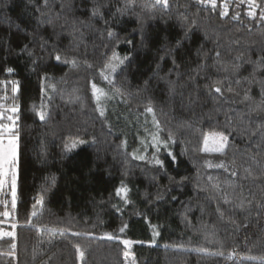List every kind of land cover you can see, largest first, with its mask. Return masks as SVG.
I'll return each mask as SVG.
<instances>
[{
	"label": "trees",
	"instance_id": "16d2710c",
	"mask_svg": "<svg viewBox=\"0 0 264 264\" xmlns=\"http://www.w3.org/2000/svg\"><path fill=\"white\" fill-rule=\"evenodd\" d=\"M222 12L0 0V124L13 116L19 137L16 209L0 204L16 236L0 237V264H264V5ZM111 66L115 87L101 76ZM92 84L112 97L103 116ZM212 132L228 136L223 154L201 151Z\"/></svg>",
	"mask_w": 264,
	"mask_h": 264
},
{
	"label": "snow or ice",
	"instance_id": "6c2138e0",
	"mask_svg": "<svg viewBox=\"0 0 264 264\" xmlns=\"http://www.w3.org/2000/svg\"><path fill=\"white\" fill-rule=\"evenodd\" d=\"M197 3L199 4H206V5H210L213 9L216 8L217 6V0H196ZM245 0H240V3H244ZM47 3V0H45V4ZM248 3V7L249 9H254L255 7H257L258 5L256 4V0H247ZM154 6H161L163 9L167 10L169 8V0H154ZM227 8H228V4L227 2L224 3V11L221 13L222 16H226L227 13ZM127 10V6L124 9H118V11H126ZM99 15V11L98 9H94L92 11V16L95 17ZM248 15L250 17H255L256 13L255 11H249ZM233 19H238V16H234ZM260 19L262 21H264V12L261 13L260 15ZM193 26H195V22L193 21ZM109 35H112L111 33H109ZM217 55H219V53H217ZM57 61L60 60V57L57 56L56 57ZM113 59L117 60L119 62V64H123L124 60L120 59L115 53H113ZM125 59H127V57H125ZM73 64H75V62L73 61ZM89 67H91V65H89ZM7 71L9 73L12 72V69L9 68L7 69ZM116 72V66H111L110 70L108 71V73L106 74L105 72H101V76L103 77L104 80L108 81L109 84H112L113 87H115L113 80H114V73ZM13 92L17 91V87L15 85V83H13V88H12ZM119 91V89H117V92ZM214 91L217 93L221 92V89L219 87L214 88ZM92 95L95 98L96 102H97V110L99 111L100 115L103 116L104 115V109L103 107L100 106V101L102 98H107V99H112L111 96H109L102 88L97 87L96 84H92ZM8 111L15 113L17 111V108L13 107L11 109H8ZM148 112H152V108L149 107L147 109ZM40 118L43 119L44 118V113L41 112L40 113ZM7 119L9 121H12L11 124H0V189L5 188L8 183H9V177L11 178V207L13 210L16 209V204H17V191H16V187H17V173H16V165H17V156H18V133L16 132L15 129V119L13 116H8ZM158 126V125H157ZM169 139H171V137H169ZM153 140L156 141L158 144L160 143L159 139L157 136H153ZM81 143H83V141H81ZM228 144V136H226L223 133H219V132H212L208 135H206L203 139V147L201 149V151L205 152V153H220L223 154L225 148L227 147ZM75 143H73L71 145V147H75ZM71 147L67 148L68 151L71 150ZM164 147H167V144H164ZM159 147H157V151H159ZM169 155H171V153H168ZM144 157H139V159H143ZM157 164H161L162 165V161H160L159 159L156 160ZM218 167H224L223 164L217 165ZM233 175H235V173H233ZM123 194L124 197H126L127 195V189L121 187L119 189H117L116 195L117 196H121ZM125 202H127V200H125ZM37 203H42V201H37ZM5 206L7 208V202L5 201ZM0 215H3L5 218H7L9 216V211L5 210L2 213H0ZM37 212L35 210V205L33 206V211H32V216H36ZM28 223H31V221H28ZM34 226V225H33ZM16 224H12V228L15 229ZM126 227V226H125ZM124 228L120 229V232H123ZM73 235H80V233H73ZM154 235H158V233H154ZM15 232L14 231H6V232H0V237H11L13 240L15 239ZM102 238H106L108 240H114V239H118V237H114L111 234H107L106 237H102ZM125 249H130L132 247V245L134 243H141L138 241H132L129 239H123L120 241ZM16 247V245L13 243L11 245V248L14 250ZM76 251L79 255V259L83 260L85 253L80 249V247L77 245L76 246ZM14 253H9V255H12ZM124 257L127 259V257L129 256V252L125 251L123 253ZM219 255H223V253H219ZM232 253H229V257L231 258ZM245 259H257L256 257H245ZM262 261H264V257L260 258ZM133 264H135V261L133 259Z\"/></svg>",
	"mask_w": 264,
	"mask_h": 264
},
{
	"label": "flooded vegetation",
	"instance_id": "af4514ba",
	"mask_svg": "<svg viewBox=\"0 0 264 264\" xmlns=\"http://www.w3.org/2000/svg\"><path fill=\"white\" fill-rule=\"evenodd\" d=\"M225 2H227L228 4L227 11H234V12L242 11V10H257L259 9L260 6L264 5V0H256V4L258 6L255 7L254 9H249L247 0H245L244 3H240V0H217V6L215 9L224 11Z\"/></svg>",
	"mask_w": 264,
	"mask_h": 264
},
{
	"label": "rangeland",
	"instance_id": "374dc122",
	"mask_svg": "<svg viewBox=\"0 0 264 264\" xmlns=\"http://www.w3.org/2000/svg\"><path fill=\"white\" fill-rule=\"evenodd\" d=\"M212 154H218V153H212ZM7 187H9L8 189H9V200H8V202H9V204L7 205V206H11V178L9 177V183H8V185H7ZM7 187H5V188H3V189H0V191L1 190H4V189H6ZM2 203V205L5 207V203L4 202H1L0 201V204ZM8 211V210H7ZM3 216V215H2ZM4 217V216H3ZM5 218V217H4ZM8 218H10V213H9V216L7 217V218H5V219H8ZM2 223H6V225H8V226H11V228H9V229H5V228H3V229H1L0 228V232H6V231H14V229L12 228V222H2ZM130 258H129V264H133V263H130Z\"/></svg>",
	"mask_w": 264,
	"mask_h": 264
}]
</instances>
